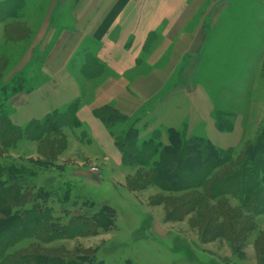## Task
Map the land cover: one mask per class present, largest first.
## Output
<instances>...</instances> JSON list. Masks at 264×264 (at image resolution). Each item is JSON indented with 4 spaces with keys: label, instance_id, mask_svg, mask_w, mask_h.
Instances as JSON below:
<instances>
[{
    "label": "crops",
    "instance_id": "0c3cea01",
    "mask_svg": "<svg viewBox=\"0 0 264 264\" xmlns=\"http://www.w3.org/2000/svg\"><path fill=\"white\" fill-rule=\"evenodd\" d=\"M10 1L0 0V6ZM260 3L264 0H24L23 5L47 7L14 76L35 65L36 53L43 57L35 87L7 101L10 118L25 127L80 100L76 131L81 134L69 146L75 142L85 149L94 162L87 166L90 173L101 176L104 169L112 174L132 171L116 144L117 132L95 115L105 106L135 124L140 141L161 129L166 143L168 131L175 129L208 138L219 148H235L243 129L240 123L231 131L217 128V85L232 82L237 75L231 70L245 67L244 51L259 47ZM89 56L104 66L103 73L82 72ZM214 70L222 71L214 77ZM83 78L90 82L89 99L83 94ZM84 167L60 168L65 173L74 168L79 175Z\"/></svg>",
    "mask_w": 264,
    "mask_h": 264
},
{
    "label": "rangeland",
    "instance_id": "374dc122",
    "mask_svg": "<svg viewBox=\"0 0 264 264\" xmlns=\"http://www.w3.org/2000/svg\"><path fill=\"white\" fill-rule=\"evenodd\" d=\"M46 7L45 4H24L20 8V18L6 16L7 11L11 12L10 6L6 11L0 9V101L10 113L12 108L7 106V101L15 95L14 91L35 87L33 82H36L43 55L36 53L35 65L16 76L15 65L34 41ZM256 13V24L263 30L259 47L244 51L245 67L242 71L231 70L237 75L231 76L232 82L217 85L216 108L233 114L234 125L240 123L243 129V140L232 146L235 147L234 159L264 128V3L259 4ZM221 71L214 70V77ZM6 76H11L7 83ZM218 81L219 78L215 84ZM83 84L84 97L89 99L90 82L83 78ZM130 127L131 123L126 122L117 124L114 129L122 134ZM79 133L76 127L64 128L63 140L59 137L57 144L53 142L55 136L47 138L46 145L45 140L22 139L16 147L7 149L0 143V163L23 165L26 184L51 189L48 205L54 217H62L65 222L79 215L96 217L103 206L109 205L116 210L114 227L96 236H77L49 243L36 237L27 238L10 252L49 251L66 258L87 256L89 261L94 256L96 262L102 261V264H264V204L256 213L244 209L240 200L233 196L216 202L201 195L199 208L189 210L188 204L198 198L195 196L198 191L169 192L149 184L145 166L130 167L132 171L128 173L112 174L104 169L102 176L92 174L87 166L94 162L89 159L88 152L75 142L69 146L71 139L80 137ZM167 134L166 143L162 142L161 129H154L144 140L157 136L163 145H169ZM238 134L236 131L231 136ZM60 141L65 142L64 147H57ZM51 155L61 166L86 167L79 175L74 168H66L65 173ZM31 159L42 165L35 167ZM96 166L92 169H97ZM34 170L37 172L33 173ZM218 226H223L225 233L214 238ZM3 229L8 231L9 228Z\"/></svg>",
    "mask_w": 264,
    "mask_h": 264
},
{
    "label": "trees",
    "instance_id": "16d2710c",
    "mask_svg": "<svg viewBox=\"0 0 264 264\" xmlns=\"http://www.w3.org/2000/svg\"><path fill=\"white\" fill-rule=\"evenodd\" d=\"M24 0H12L0 9L11 12L6 16L19 17ZM1 12V11H0ZM82 72L86 76H96L104 72V66L92 56L84 60ZM17 89L14 93L19 92ZM80 100L72 102L64 111H56L44 120H33L27 126L15 125L3 102L0 101V143L4 148L16 147L22 139L36 142L55 136L62 139V130L80 125L77 110ZM106 126L113 131L117 124L128 118L112 106L95 110ZM214 119L220 131H231L234 127L233 114L215 108ZM170 144L163 145L157 136L139 141V131L135 124L129 130L115 137L116 144L123 154L125 165L137 168L145 166L146 182L169 192L198 191V198L189 202V210L199 208L202 197L220 202L225 196L240 200L246 210L259 212L264 204V128L255 141L237 158L235 148L223 149L215 146L208 138L187 136L175 129L168 131ZM56 134V135H55ZM61 136H60V135ZM160 134V131H159ZM63 140V139H62ZM60 141L59 146H65ZM53 153L54 150H51ZM52 153V154H53ZM46 156V155H45ZM55 161V157L51 155ZM35 167L42 164L31 161ZM43 163V162H42ZM24 166L18 163H0V264H102L86 260L87 256L66 258L52 252H10L17 244L27 238L36 237L44 243L77 236H96L108 233L115 225L116 210L109 205L96 217L79 215L65 222L62 217H54L48 200L51 189L26 184ZM185 169L187 171H181ZM38 170V169H37ZM34 170L33 173L37 172ZM182 215L183 209H180ZM207 215V213H206ZM3 228H9L5 231ZM223 226L213 237L223 235Z\"/></svg>",
    "mask_w": 264,
    "mask_h": 264
}]
</instances>
